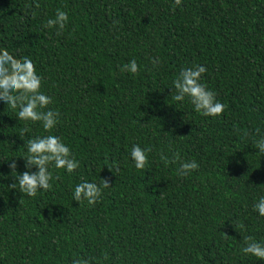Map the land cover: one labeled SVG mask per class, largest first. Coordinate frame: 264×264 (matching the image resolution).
<instances>
[{"label": "trees", "instance_id": "obj_1", "mask_svg": "<svg viewBox=\"0 0 264 264\" xmlns=\"http://www.w3.org/2000/svg\"><path fill=\"white\" fill-rule=\"evenodd\" d=\"M57 9L64 29L44 27ZM0 47L33 60L59 113L52 132L79 161L33 197L8 189L4 159L24 170L21 130L47 133L0 105V264H264L240 252L244 237L264 240L252 208L264 195V0H0ZM131 59L137 72H122ZM192 64L225 105L217 117L173 99ZM132 143L149 149L144 169ZM187 160L198 168L177 175ZM103 179L95 203L72 199L76 183Z\"/></svg>", "mask_w": 264, "mask_h": 264}, {"label": "clouds", "instance_id": "obj_2", "mask_svg": "<svg viewBox=\"0 0 264 264\" xmlns=\"http://www.w3.org/2000/svg\"><path fill=\"white\" fill-rule=\"evenodd\" d=\"M179 3V0H176ZM38 7V5H37ZM68 22L65 11L57 9L54 17L48 18L44 27L63 30ZM159 59L154 58L153 64H158ZM122 72L135 74L138 65L131 59L120 65ZM206 72L203 64H192L182 67L176 78L172 81L175 94L173 99L183 103L185 100L192 105V109L203 116L217 117L225 108L215 93L202 81V74ZM173 88H171L173 90ZM52 97L42 90V78L38 74L33 60L28 56L16 58L7 48L0 47V105L10 109L18 121L39 123L46 135H32L26 140L22 129L19 138L23 141L25 152L19 156L23 160L22 171H17L18 163L13 158H6L7 167L12 183L8 189H15L22 195L33 197L37 192L51 189L50 180L53 179L52 168L63 169L65 173H72L79 166V161L73 158L72 152L60 136L53 134L59 120V113L49 108ZM254 148L261 156L264 155V135L258 136ZM148 148L132 143L128 152L129 159L136 169H144L148 160ZM0 160V161H4ZM167 162V161H166ZM112 167L118 170L117 162H112ZM198 168L195 160L181 161L177 175L185 176ZM34 169V170H33ZM0 174V179H3ZM108 181L103 179V185L93 181L81 180L72 189V199L79 202L85 199L88 204L95 203L101 197V188L108 187ZM258 217H264V195L257 197L252 205ZM244 246L240 252L256 260H264V240L244 237ZM95 257H87L82 262L73 260L72 264H94Z\"/></svg>", "mask_w": 264, "mask_h": 264}]
</instances>
